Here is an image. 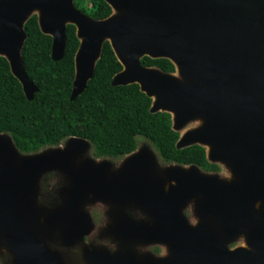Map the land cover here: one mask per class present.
<instances>
[{
    "label": "water",
    "instance_id": "water-1",
    "mask_svg": "<svg viewBox=\"0 0 264 264\" xmlns=\"http://www.w3.org/2000/svg\"><path fill=\"white\" fill-rule=\"evenodd\" d=\"M103 1L114 13L96 20L75 9L73 0H0V56L26 99L37 88L21 57L24 23L38 15L41 32L51 37L53 61L62 58L65 26L72 24L79 45L69 100L84 91L108 41L122 66L111 85L137 84L152 99L150 112L169 113L176 132L201 120L179 135L176 148L206 146L207 160L224 162L235 180L172 164L163 171L166 186L153 175L155 161L146 148L124 156L114 170L108 159L87 155L91 145L83 138L22 154L0 133V248L13 264H33L32 252L38 251L28 244L36 241L29 232L33 224L76 230L81 239L91 229L84 205L102 202L148 212L152 225L120 219L125 225L120 235L166 243L173 257L157 262L98 255L92 264H264V0ZM144 56L169 59L181 79L143 66ZM50 172L64 185L59 202L48 208L37 196L40 180ZM195 198L199 220L190 225L182 209ZM239 234L246 246L228 248L226 242Z\"/></svg>",
    "mask_w": 264,
    "mask_h": 264
},
{
    "label": "trees",
    "instance_id": "trees-1",
    "mask_svg": "<svg viewBox=\"0 0 264 264\" xmlns=\"http://www.w3.org/2000/svg\"><path fill=\"white\" fill-rule=\"evenodd\" d=\"M75 9L92 19L108 17L112 10L103 0H73ZM37 14L23 25L26 39L21 57L27 77L37 88L27 100L7 60L0 56V133L11 137L22 154L57 147L69 137L91 145L94 158L119 159L137 150V138L149 142L165 164L195 165L202 172L217 173L203 146L177 149L179 133L172 129L171 115L150 112L152 99L135 83L112 86V77L122 70L108 41L102 43L92 78L84 91L69 100L74 79V56L79 45L75 26H65L66 44L62 58H51V37L41 32ZM140 63L164 73L175 66L166 58L144 56Z\"/></svg>",
    "mask_w": 264,
    "mask_h": 264
},
{
    "label": "flooded vegetation",
    "instance_id": "flooded-vegetation-1",
    "mask_svg": "<svg viewBox=\"0 0 264 264\" xmlns=\"http://www.w3.org/2000/svg\"><path fill=\"white\" fill-rule=\"evenodd\" d=\"M164 165L168 166L172 164ZM111 168H113L112 163ZM62 185H64V180L58 173L50 172L44 175L39 183V189H42V191L38 194V202L42 203L44 201L42 198L46 195L49 200L48 204H51L48 205V208L53 207L54 204L56 205L52 198L54 195H58L57 192ZM43 189L46 190V193H42ZM104 204L102 202H95L89 204L86 208L85 212L89 215L91 229L81 239H76L78 235L76 230H68L66 233L60 226L50 227L44 230V227L34 226L33 224L29 232L31 238L34 237L36 241L28 242V244L32 245V247L36 246L38 251L32 252V263L92 264V259H96L98 255H106L111 259L132 257L137 260L149 259L157 262L173 257L172 251L166 243L139 240L131 241L123 239L120 235V232H123L125 229V225L118 224L120 219H125L136 224L145 223L152 225L154 221L148 212L139 210L138 214V210L130 211L126 209V211L124 210V212L122 211L119 214V210L116 212L115 209L107 208ZM109 206L116 207L117 209L120 207L118 205ZM37 222L39 224L42 223V218L37 219ZM76 223L78 224L77 221ZM24 237L29 238V235L25 234ZM24 243L26 244V242ZM228 248L233 249L232 246ZM0 255V257L8 258V262L13 264L10 255L6 252L0 251Z\"/></svg>",
    "mask_w": 264,
    "mask_h": 264
},
{
    "label": "rangeland",
    "instance_id": "rangeland-1",
    "mask_svg": "<svg viewBox=\"0 0 264 264\" xmlns=\"http://www.w3.org/2000/svg\"><path fill=\"white\" fill-rule=\"evenodd\" d=\"M37 13V12H36ZM114 13V11L112 12ZM173 77L177 78V79H181L178 72L175 71L173 74H171ZM201 124V120L199 119H192L190 121H188L181 129H179L177 132L179 133V135H182L183 133L191 130V129H194L196 127H198L199 125ZM137 147L138 149H141V148H146L148 150V152L153 156V159L155 161V166H154V169H153V175L158 178V179H163L164 182H165V185L168 186L170 184V181L166 180L164 178V175H163V171L165 169V163H163L160 158L158 157L156 151L154 150V148L152 147V145L147 142L145 139L139 137L137 138ZM207 152V147L206 146H203ZM137 149V150H138ZM87 155L90 156L92 155L91 154V147L90 149L88 150L87 152ZM124 158H119V159H108L111 163H112V166L113 168L112 169H116L118 168V166L122 163V160ZM218 166H219V172L215 173V176L218 177L220 180H223V181H234L235 180V176L234 174L231 172V170L229 169V167L224 163V162H215ZM46 188V187H45ZM40 191H42V189H39V192L38 194H40ZM48 191V190H47ZM42 193H46V190L43 189V192ZM53 195V194H52ZM44 197V196H43ZM37 199H38V196H37ZM53 201L54 203H58L59 202V198H58V195L57 196H53ZM42 200H44L42 203H39L38 200V204L41 205V206H46L48 207V205H51V204H48L49 203V200L47 199V196L45 195L44 198H42ZM56 203V204H57ZM89 204L91 203H88V204H85L84 205V209L86 210V208L89 206ZM195 204H196V198L195 199H191L189 200L185 206L183 207L182 209V213L184 215V217L186 218L187 222L190 224V225H195L197 224L198 222V218L197 216L195 215ZM55 205V204H54ZM107 208H112V209H115V211L117 212V210H119V212L121 213V211L124 212V210L126 211V209H129L130 211L131 210H135L137 211L138 210V214H139V209L138 207H136L135 205H125L126 207H119L118 209L113 206H109V205H106L104 204ZM95 208V207H94ZM141 212V211H140ZM114 213V212H113ZM226 246L229 247V246H232V248H235V247H245L246 244H245V241H244V236L239 234L237 235L236 237H234L232 240L226 242ZM1 251L3 252H6L8 254V252L6 251L5 248L1 247L0 248ZM9 255V254H8ZM1 256V255H0ZM11 264L8 262V258H5V257H0V264Z\"/></svg>",
    "mask_w": 264,
    "mask_h": 264
},
{
    "label": "clouds",
    "instance_id": "clouds-1",
    "mask_svg": "<svg viewBox=\"0 0 264 264\" xmlns=\"http://www.w3.org/2000/svg\"><path fill=\"white\" fill-rule=\"evenodd\" d=\"M257 207H259V204H257Z\"/></svg>",
    "mask_w": 264,
    "mask_h": 264
}]
</instances>
